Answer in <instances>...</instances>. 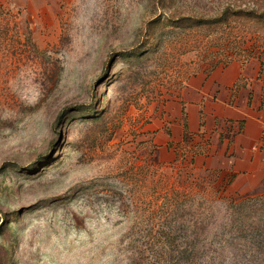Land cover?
Listing matches in <instances>:
<instances>
[{
  "label": "rangeland",
  "instance_id": "rangeland-1",
  "mask_svg": "<svg viewBox=\"0 0 264 264\" xmlns=\"http://www.w3.org/2000/svg\"><path fill=\"white\" fill-rule=\"evenodd\" d=\"M226 8L264 0H0V264H167L155 231L220 226L240 197L154 140L191 76L264 50V17L193 23Z\"/></svg>",
  "mask_w": 264,
  "mask_h": 264
},
{
  "label": "crops",
  "instance_id": "crops-1",
  "mask_svg": "<svg viewBox=\"0 0 264 264\" xmlns=\"http://www.w3.org/2000/svg\"><path fill=\"white\" fill-rule=\"evenodd\" d=\"M183 85L175 123L155 137L157 161L174 162L177 146L196 150L195 170L225 178L238 197L264 196V50Z\"/></svg>",
  "mask_w": 264,
  "mask_h": 264
},
{
  "label": "trees",
  "instance_id": "trees-1",
  "mask_svg": "<svg viewBox=\"0 0 264 264\" xmlns=\"http://www.w3.org/2000/svg\"><path fill=\"white\" fill-rule=\"evenodd\" d=\"M232 17L261 20L264 13L226 8L218 18H193V23L198 27L226 24ZM170 192L175 200L184 194L175 188ZM202 206L201 203L199 207ZM216 218L213 215L206 222L200 221L201 225L192 233L191 245L184 233L174 235L170 230L155 231L159 238L156 257L164 260L167 256V264H264V196L231 200L226 204L225 220L220 226H216ZM214 227L217 230L211 234ZM180 240H183L182 245Z\"/></svg>",
  "mask_w": 264,
  "mask_h": 264
}]
</instances>
